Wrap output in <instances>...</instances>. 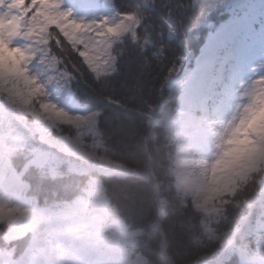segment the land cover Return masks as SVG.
Returning a JSON list of instances; mask_svg holds the SVG:
<instances>
[{
	"label": "rangeland",
	"instance_id": "1",
	"mask_svg": "<svg viewBox=\"0 0 264 264\" xmlns=\"http://www.w3.org/2000/svg\"><path fill=\"white\" fill-rule=\"evenodd\" d=\"M2 3L9 10V22ZM49 3L0 0V88L33 128L37 141L81 161L103 163L106 147L95 127L99 111L82 107L75 99L70 90L73 75L49 53L47 31L50 25L58 26L95 76L103 78L116 70L112 49L122 43L130 19L108 0ZM216 40L222 49L216 51L211 66L197 62L183 86L174 174L202 212L208 237L222 247L239 241L241 264H264V198L244 229L219 228L228 220L227 204L237 209L249 205L237 197L248 179L259 187L264 185V0L241 1L234 17L206 46L210 43L211 48ZM237 129L243 133L239 137ZM21 135L12 133L9 140L15 142ZM0 142L6 143L7 138L1 136ZM27 157L40 170L57 161L53 153L41 148L30 149ZM0 177L11 182L13 197L6 202V192L0 193V264H58L66 244L76 254L88 255L84 264H95L100 257L114 264H143L129 250L133 233L114 219L98 182H88L83 200L42 211L23 196L26 187L6 163L0 164ZM77 206L103 216V224L86 239L69 234L61 240L65 214ZM46 225L49 234L41 240L40 230ZM25 237L28 247L18 254L14 243Z\"/></svg>",
	"mask_w": 264,
	"mask_h": 264
},
{
	"label": "trees",
	"instance_id": "2",
	"mask_svg": "<svg viewBox=\"0 0 264 264\" xmlns=\"http://www.w3.org/2000/svg\"><path fill=\"white\" fill-rule=\"evenodd\" d=\"M109 1L131 25L112 49L116 70L109 76L97 78L58 26L47 31L49 53L73 75L75 99L99 111L95 127L106 160L84 162L37 141L0 88V137L7 138L0 142L2 162L26 185L25 198L44 211L83 200L88 182H98L114 219L133 233L129 250L143 264H241L239 241L222 247L208 237L203 214L180 187L173 166L183 86L210 37L234 17L241 0ZM12 133L22 137L10 141ZM36 148L53 153L56 163L35 167L27 155ZM263 196L264 185L248 179L237 197L249 205L237 209L227 204L228 220L219 228L244 229ZM28 243L27 237L16 240L17 253Z\"/></svg>",
	"mask_w": 264,
	"mask_h": 264
},
{
	"label": "bare ground",
	"instance_id": "3",
	"mask_svg": "<svg viewBox=\"0 0 264 264\" xmlns=\"http://www.w3.org/2000/svg\"><path fill=\"white\" fill-rule=\"evenodd\" d=\"M49 1L51 2L49 3V6H53L54 3L61 4L63 3V1H65L66 3H69V0H49ZM220 36L222 37V34ZM219 41L220 40H216V43L211 48H209L210 43L204 48V53L199 59L198 65L202 67H207V68L211 66V60L215 58L216 51H219L222 49V46L219 44ZM210 88L211 87H208V89ZM242 134H243L242 131L240 129H237V133H236L237 137L241 136ZM3 172H4V169H3ZM8 183H11V182L2 181L0 177V193L6 192L5 194L7 195L5 198L6 202L13 200ZM47 227H48L47 225L43 226V228L40 230L39 236H41V240H42V236L49 234V232L46 231L48 230ZM59 232L61 233V240L64 238H67L69 235L66 228L60 229ZM64 249H65V251L63 252L64 257L57 260L58 264H84L83 262H86L88 258V255L86 253L79 252L76 254V251L72 249V245L66 244L64 245ZM95 264H114V262L106 258L100 257L99 260L95 262Z\"/></svg>",
	"mask_w": 264,
	"mask_h": 264
},
{
	"label": "clouds",
	"instance_id": "4",
	"mask_svg": "<svg viewBox=\"0 0 264 264\" xmlns=\"http://www.w3.org/2000/svg\"><path fill=\"white\" fill-rule=\"evenodd\" d=\"M104 219L87 206H77L65 214V227L74 239H86L100 230Z\"/></svg>",
	"mask_w": 264,
	"mask_h": 264
}]
</instances>
